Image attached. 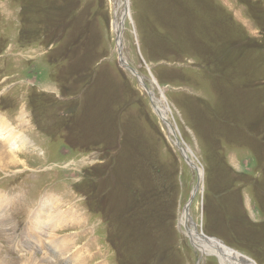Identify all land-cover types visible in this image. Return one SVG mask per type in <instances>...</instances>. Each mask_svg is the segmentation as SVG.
Segmentation results:
<instances>
[{
  "label": "rangeland",
  "instance_id": "obj_1",
  "mask_svg": "<svg viewBox=\"0 0 264 264\" xmlns=\"http://www.w3.org/2000/svg\"><path fill=\"white\" fill-rule=\"evenodd\" d=\"M0 119V264H264V0H0Z\"/></svg>",
  "mask_w": 264,
  "mask_h": 264
},
{
  "label": "bare ground",
  "instance_id": "obj_2",
  "mask_svg": "<svg viewBox=\"0 0 264 264\" xmlns=\"http://www.w3.org/2000/svg\"><path fill=\"white\" fill-rule=\"evenodd\" d=\"M115 27H116V32L119 35V43L121 44L122 43L121 42V38H122L121 30H120V28H119V26L117 24L115 25ZM119 49H120V47H119ZM124 64L127 65L125 62H124ZM159 102L162 104L161 101H159ZM159 105L160 104H158V106H157V111L159 112V115H160L161 119L165 123L168 124V117L170 115V114L168 115V108L165 107V106L161 107ZM169 127H171V126H169ZM7 132H8V125H7V123L4 122L3 119H0V138H3V140L7 143L6 145H8L9 147H11L13 149H15L18 146H20V144L21 145H25V140L24 139L23 140L22 139H19V136L11 134L12 132H10V131H9V134H8L9 137H5L4 135ZM14 152L8 151L7 153H4V152L3 153H0V165H2V164L5 165V163H6L5 160H7L8 158L10 159L9 160V163H10V166L11 167L13 165H15V164L20 163L19 161L16 160L17 159V157H16L17 154H15ZM39 211L40 212L38 214V218L37 219H40V218L41 219H44L45 218V215L47 214L46 208L43 206ZM43 212H44V215H43ZM59 216L60 215L52 214L50 216V221H47L48 223H46V222L43 223L42 224V227H44L46 224L49 225L51 223H54L53 229H55L56 226H58L59 224H61V221H62L61 217H59ZM195 235L197 237L200 236L201 238L204 239V240H200L199 241V242H201V241L203 242L202 245H201L202 251L205 252L206 249H207V251H210V253H213V255H215L220 260V262L222 264H253V262L251 260H248V258H244L239 253H237L235 251H232V249L230 250L223 243H221V242H219V241H217L215 239H209L207 237H204V235H202L201 233H195ZM53 243L54 242H52V244ZM61 243L62 242L56 243L57 244L56 246L58 247V245H60ZM61 246L63 247V246H65V244H62ZM54 248H56V247H54ZM35 261L36 260L34 258L28 257V258L25 259V263L24 264H33Z\"/></svg>",
  "mask_w": 264,
  "mask_h": 264
},
{
  "label": "water",
  "instance_id": "obj_3",
  "mask_svg": "<svg viewBox=\"0 0 264 264\" xmlns=\"http://www.w3.org/2000/svg\"><path fill=\"white\" fill-rule=\"evenodd\" d=\"M119 46H120V45H119ZM120 48H122V46H120ZM119 53H120V59H121V62H122V64H123V66H124L125 68H128L130 71H132V73H133L134 75L137 76V73H136V71H135L134 69H132L131 67H128V65H125V64H124V60H123V57H122V55H121V51H120V50H119ZM139 79H140V82L143 83L141 77H139ZM144 86H145V85H144ZM147 91H148V90H147ZM149 96H151V95L149 94ZM155 110H156V107H155ZM194 193H195V194L197 193V189L195 190ZM194 196H195V195H193V198H194ZM192 200H193V199H192ZM209 239H212V238H209Z\"/></svg>",
  "mask_w": 264,
  "mask_h": 264
}]
</instances>
